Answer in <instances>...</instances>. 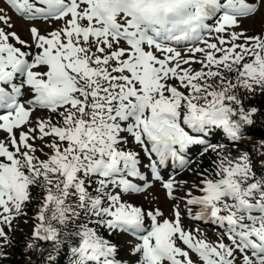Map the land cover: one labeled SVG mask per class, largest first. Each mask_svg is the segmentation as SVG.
Returning a JSON list of instances; mask_svg holds the SVG:
<instances>
[{
	"label": "snow or ice",
	"instance_id": "snow-or-ice-1",
	"mask_svg": "<svg viewBox=\"0 0 264 264\" xmlns=\"http://www.w3.org/2000/svg\"><path fill=\"white\" fill-rule=\"evenodd\" d=\"M4 2L26 20L62 24L47 35L31 26L35 51H25L33 46L8 30L15 26L0 8V130L7 133L0 139V223L11 227L35 190L33 239L58 246L57 225L74 226L69 264H122L102 228L137 237L135 264H264V141L255 161L247 151L232 156L225 145L205 141L212 127L241 141L253 124L258 110L245 108L237 92L264 90V33L235 29L264 0ZM42 111L47 115H34ZM130 140L154 154L145 166L153 180L162 179L169 160L188 165L193 146L216 153L217 178L198 173L202 179L192 187L202 194L189 190L186 212L219 226L229 243L186 231L178 206L174 219L160 221L159 209L123 201V194L152 187ZM185 183L170 178L163 188L175 200ZM10 243L0 227V256Z\"/></svg>",
	"mask_w": 264,
	"mask_h": 264
},
{
	"label": "rangeland",
	"instance_id": "rangeland-1",
	"mask_svg": "<svg viewBox=\"0 0 264 264\" xmlns=\"http://www.w3.org/2000/svg\"><path fill=\"white\" fill-rule=\"evenodd\" d=\"M0 8H3L7 15L11 17V21L14 24V29H8L9 31L14 30L20 36L21 39L25 40L28 45H32V48L25 46L22 50L25 51H33L34 41H32L30 37V33L28 29L35 25L43 35H47L49 32L54 30L56 27L61 26V21L54 22H45L43 20H26L22 18L19 14L15 13L13 9H11L8 5H6L2 0H0ZM243 29L248 35H254L259 33H264V2H262L259 6V11L252 17L247 19H243L239 28H236V31H240ZM215 36V34H213ZM210 39L212 42H216L212 37H206ZM15 44V46L20 47L18 43L15 41H10ZM199 46L203 47V44ZM178 50L181 51L182 54L186 52V46H179ZM201 56L200 53L196 54V57L199 59ZM194 68L199 69L200 64H193ZM27 107V105H25ZM37 113H34V115ZM39 115H47L46 112H38ZM17 137L19 135V130H16ZM7 133L4 131H0V139H6ZM213 139H217L216 136L212 135L210 137H206V145L210 143ZM243 139V140H242ZM241 141L244 146L249 147L250 151L255 153L257 152L258 145L260 141H264L263 138L252 135H243ZM31 142V141H30ZM37 145L40 144V141H36ZM205 145V146H206ZM205 146H193L187 153V159L189 160V164L181 168L178 165V162L174 164L171 160L166 162L164 166L160 168L161 171V180H155L151 182L152 187L146 190L142 194H123V200H126V203L132 204L135 207H141L143 211H155L159 209L162 212V216L158 217V220L162 221L167 218L169 220L174 219L173 209L174 206H178L180 211V220L183 228L186 231H191L193 235H196L200 238L207 239L210 242H215L221 237H223L225 243H229L226 236H223V230L207 221H196L187 215L186 212V199L188 198L189 190H191V195H201L197 188L192 187V185L199 184V181L202 177L198 173H203L204 176H209L210 171H215V167H213L212 163H209L207 160L202 159L203 157V148ZM129 147L132 151H136L140 156V167L141 171L144 173L146 178L149 179L150 169L145 167L150 163V159H155V156L150 158L143 149L136 145L134 142L130 140ZM45 152H48L49 149L45 148ZM41 159H44V155L42 153H37ZM174 179L177 182L186 181L185 184H180L174 190V194L177 199H170L166 190L163 188V182L168 179ZM216 175L214 174L212 179H216ZM133 179L135 183H141L138 179ZM38 206L34 207L38 211ZM193 207V211L196 210V206ZM32 212L28 211L26 207L24 208V214L20 216H13L11 221V227L7 224L0 223V227L4 229L6 233L9 232L11 236L15 239H19L22 235L27 234L31 235L35 226L39 223L37 219L33 220ZM146 226L150 225V219L146 218ZM108 230V229H107ZM109 231V230H108ZM111 234L118 240V254L117 259L122 262V264H135L137 260V256L133 254L132 247L138 243L137 237L120 231L111 232ZM33 240V239H32ZM178 245L182 248H186L182 242L178 241ZM8 249L9 244L3 247V252L6 254L4 256H0L2 260L8 257ZM193 260L198 261V257L195 253H191Z\"/></svg>",
	"mask_w": 264,
	"mask_h": 264
},
{
	"label": "trees",
	"instance_id": "trees-1",
	"mask_svg": "<svg viewBox=\"0 0 264 264\" xmlns=\"http://www.w3.org/2000/svg\"><path fill=\"white\" fill-rule=\"evenodd\" d=\"M237 95L241 98L245 108L256 107L258 110L252 117L253 124L245 125L243 135L258 136L264 139V90L258 87L255 92H248L241 88L237 92ZM212 135L216 136L217 139H213L208 144L225 145V151L230 152L232 156H237L242 151L250 152V148L244 146L242 141L232 142L228 140L222 129L216 127L210 128L205 138ZM202 159L207 160L213 165V161L217 159V156L214 151L209 149L207 152H203ZM215 171H210L211 178H213ZM33 197V201L28 203L25 207L28 211L34 213L33 220H35L37 210H34V207L39 204V197H37L35 190L33 191ZM123 201L126 202V200ZM85 222V220L79 221V223ZM89 226L92 227L94 225L89 224ZM57 227L61 228L59 238L62 241L58 246L54 245L51 241L34 240L32 234H24L19 239H15L8 232L7 235L11 239L8 257L4 260L0 258V264H69L72 258L71 248L75 246L78 241L77 237L70 235L75 231V227L72 225L68 227L57 225ZM100 234L109 239L117 248L119 247L118 245L120 244L118 240L109 233L106 228L100 229ZM29 243H32L34 246L31 248L28 247ZM49 257L52 259H49Z\"/></svg>",
	"mask_w": 264,
	"mask_h": 264
},
{
	"label": "bare ground",
	"instance_id": "bare-ground-1",
	"mask_svg": "<svg viewBox=\"0 0 264 264\" xmlns=\"http://www.w3.org/2000/svg\"><path fill=\"white\" fill-rule=\"evenodd\" d=\"M40 31V30H39ZM41 33V32H40ZM33 51H35V48H33ZM0 114H3V110H0ZM35 115H39L38 113L37 114H35ZM0 131H2V130H0ZM149 180H150V182H153V181H155V180H153V179H151V177L149 176ZM175 193V192H174Z\"/></svg>",
	"mask_w": 264,
	"mask_h": 264
}]
</instances>
